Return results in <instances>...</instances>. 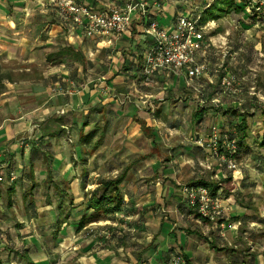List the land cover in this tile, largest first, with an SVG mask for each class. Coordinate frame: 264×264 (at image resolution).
Instances as JSON below:
<instances>
[{
	"label": "crops",
	"instance_id": "crops-1",
	"mask_svg": "<svg viewBox=\"0 0 264 264\" xmlns=\"http://www.w3.org/2000/svg\"><path fill=\"white\" fill-rule=\"evenodd\" d=\"M59 1L0 0V175L17 173L11 184L0 181V253L9 251L6 261L0 255L2 264H168V252L176 250H182L189 262L191 258L195 264H211L205 257L209 250L228 248L205 238L203 227L210 221L213 232L226 212L240 219L248 207L236 196L248 184L246 171L240 185L229 181L234 187L227 195L222 187L217 190L227 208L217 221L193 212L184 199L186 185L212 186L223 171L222 163L208 161L206 150L194 141L198 134L208 133L213 120L205 105L209 98L217 100L210 92L213 79L204 82L163 70L147 80L142 72L143 53L152 44L145 23L155 20L172 27L178 15L192 14L193 4L186 7V0L180 12L178 0H133L143 4L145 16L135 11L125 33L88 37L79 27L69 26L58 10ZM76 1L108 9L129 0ZM191 16L201 19V10ZM206 48L198 59L209 54ZM171 93L177 102L169 106ZM222 114L221 119L229 116ZM54 117L63 120V130L67 128L65 137L55 136L53 129L44 137L45 144L57 142L47 148L56 152L59 174L52 181L58 188L39 206L38 196L31 194L34 189L18 192V171L28 161L33 164L35 151H28V142L46 127L57 129L50 122ZM94 130L96 139L85 143L82 134ZM247 137L239 153L246 166ZM85 157L89 165L81 160ZM122 172V210L80 227L82 219L97 213L86 208L90 191L101 178ZM87 173L91 175L85 178ZM233 202L242 210L236 212ZM242 221L247 223L246 217ZM217 232L213 235L223 234Z\"/></svg>",
	"mask_w": 264,
	"mask_h": 264
},
{
	"label": "rangeland",
	"instance_id": "rangeland-1",
	"mask_svg": "<svg viewBox=\"0 0 264 264\" xmlns=\"http://www.w3.org/2000/svg\"><path fill=\"white\" fill-rule=\"evenodd\" d=\"M185 1L186 0H178V2H176L180 12L183 11ZM187 1L188 5H186V7L190 8V4L194 6V8L191 6L193 8L191 15H195L199 9H203L208 2H213V0ZM235 1L242 5L239 11L231 10L220 18H208L207 21L203 22L205 24L209 23L205 28L204 36L206 38L205 46H207L206 49L209 54L198 60L208 65V72L201 77L191 79H201V81L204 82L208 81V77L213 79V82L210 83V92L215 94L217 100L214 102L209 98L208 103L205 104L206 107L211 109L210 121L213 119L209 122V125L217 123L221 130L228 128H234L236 130L237 123H240L242 119L246 121L245 134L248 136L247 148H249V165L246 166L243 164L240 155L237 157L240 163L241 173L246 171L244 175L245 177L247 176L246 179H248V184L243 192H241V196L237 194L236 196L238 199L242 197L243 200H239H241L243 204L248 205V207H246L245 210L243 209L244 214H242V218L240 219H238L240 217L238 216L239 214L231 215V213L228 214L229 212L225 213L226 220L224 218L223 220L225 222H222V228L224 229L221 228L219 223V228L215 227L216 231L213 230L214 233H218L217 231L223 233L220 234V236L213 235L212 228H210V224L212 223L210 221L205 224L206 226L203 227L207 235L205 238L209 240L212 237L215 239L216 245L220 247L225 245V247L228 248L227 252L224 251L225 249L223 248L216 249V251L209 250V253L207 252V256L205 257L209 259L211 264H264V163L261 161L264 157V148H261L259 144L261 136L264 135V0ZM58 10L60 11V9ZM54 19L55 17L53 16V20ZM66 21L70 23V27L74 26L69 19H66ZM199 56H201V54ZM204 58H206L205 61ZM228 74L233 75L235 78L234 91L228 90L223 86V78ZM153 75L145 77L147 80L156 79ZM134 78L136 79V77ZM171 78L170 76L163 77L161 80L166 81ZM171 90L173 89H170V92H172ZM174 97V93L169 94V106L177 102L173 100ZM157 102H159V100ZM180 103L182 104L181 101ZM168 111H172V109L170 108ZM221 111L229 113L228 118H225L226 120L223 118V120L221 119L222 116L225 117V114H222ZM219 114L220 117L219 120H217ZM98 123L99 125L97 127L100 128L101 123ZM62 131H64V133H62ZM62 131L59 136L63 134L62 136L65 137L67 128H64ZM238 135L241 136L240 133H238ZM93 138L91 144L93 140L96 139L95 137ZM45 141L47 140L39 134L28 142V146H26V148L29 149L28 151H30V153L35 151L33 164L31 166L29 161L25 160L28 162L24 164V168H20L21 170L19 169L18 175H22L18 178L19 181L16 183L19 187L18 192L20 194L25 193L29 188L31 192L34 189V193L31 194L38 196L36 198V204L39 206L45 205L47 200L51 199L50 193L53 194L58 188L55 182L52 181V179L56 178L55 175L59 174L57 169L59 166L55 162L54 155L56 152L50 149L48 150L47 148L50 146L52 147L53 144L55 145L57 142H54L55 140L52 139L49 140L48 144H45ZM70 143L71 142H69V144ZM121 143H123V141H121ZM121 143L118 142L117 146H120ZM69 146L68 148L71 147ZM244 147L246 148V146ZM43 154H45L44 159ZM206 154L207 158L210 157L208 161H219L217 158L211 157L208 153ZM71 157L74 158L72 154ZM203 158H205V156ZM81 160L83 162L86 161L89 165L87 157ZM258 162L259 164H257ZM53 163L54 165H52ZM224 168L225 165L222 163L221 169L223 171L218 174L219 177L215 178L213 183L218 184L219 188L222 187L223 195L224 193L227 195L228 190L234 186L229 182L232 180V174L231 178H228L229 173ZM90 175L91 174L87 173L85 178H88ZM23 177L29 178L32 183L27 184L22 180ZM252 182L254 183L253 189H250V186H252L250 183ZM30 185L32 187H30ZM64 186L67 187L66 185ZM235 191L236 189L233 190L232 193L235 194ZM249 191H253L252 194H250L252 197L248 194ZM219 193V195H222L221 192ZM46 194L49 198L47 197V199H44ZM20 196L21 195L18 197V202L21 205ZM236 196L233 198L234 201ZM237 202H233L234 209L236 208ZM66 204L70 205L68 202H66ZM239 210L242 209L236 208V212ZM193 212L195 211L193 210ZM245 217L247 223H240ZM193 226H196L194 222ZM196 229L202 231L199 226ZM229 230L231 231L229 232ZM229 245L233 247L232 250H229L231 249ZM176 251L183 255L187 264H195L194 261L191 262V258L189 262L182 250ZM8 252L3 250L0 253L4 261H6V259L8 260V258H6L7 256H5L8 255ZM170 254L171 251L168 252L167 263L169 262ZM20 262L24 264L23 261Z\"/></svg>",
	"mask_w": 264,
	"mask_h": 264
},
{
	"label": "built area",
	"instance_id": "built-area-1",
	"mask_svg": "<svg viewBox=\"0 0 264 264\" xmlns=\"http://www.w3.org/2000/svg\"><path fill=\"white\" fill-rule=\"evenodd\" d=\"M62 17L82 29L85 36L96 34H122L131 24L132 14L139 10L145 16L141 2L133 0L124 4H117L108 9H97L76 0H61L58 3ZM209 23H203L199 16L183 13L178 15L172 27L160 25L155 20L145 23L144 31L153 39L152 44L143 53L142 72L150 76L158 71L170 70L176 74L187 75L190 78L201 77L208 72V65L198 60L199 51L205 45V28ZM235 78L228 74L223 78V86L228 90H235ZM236 130L228 128L221 130L217 123L209 126L206 134H198L195 138L197 146L206 150L217 158L232 174L233 183L240 185L242 173L238 161L239 148ZM17 173L10 170L8 175H0V181L12 183ZM184 199L189 208L200 215L217 221L225 211L222 197L218 191L203 183L186 185ZM221 225L223 223H220ZM168 264H187L185 258L178 251L170 254Z\"/></svg>",
	"mask_w": 264,
	"mask_h": 264
},
{
	"label": "trees",
	"instance_id": "trees-1",
	"mask_svg": "<svg viewBox=\"0 0 264 264\" xmlns=\"http://www.w3.org/2000/svg\"><path fill=\"white\" fill-rule=\"evenodd\" d=\"M239 3L235 0H213V2H208L205 4L203 9H201V20L203 22L207 21L208 18H220L226 13L230 12L231 10L239 11L241 9ZM50 122L54 125L57 129L46 127L42 131L41 137L47 136V134L51 133L53 129L55 131V136H58L60 131L63 130L61 124H63V120L59 117H54L50 119ZM235 127V126H234ZM238 131V132H237ZM246 131V121L242 119L240 123H237L236 126V133L234 134L237 139V144L239 148V153L241 149V145L244 144L245 134ZM49 132V133H48ZM240 133L241 136L238 135ZM95 135V130L91 131L87 134H82V139L85 143H89L92 137ZM258 139V136H257ZM100 143L97 141L96 144ZM260 146L264 148V135L261 136ZM32 166V163H31ZM125 176V172L118 174L112 178H101L99 180V185L90 191V195L86 200V208H94L97 210L95 216L88 217L87 219H82L80 222V227H82L86 222L89 220L97 219L102 216V214H107L110 212H118L122 210L123 205V195L121 192L120 184L123 181ZM208 185V183H203ZM211 188L213 191H217L219 189L218 184L211 183ZM0 264H2V259L0 258Z\"/></svg>",
	"mask_w": 264,
	"mask_h": 264
}]
</instances>
